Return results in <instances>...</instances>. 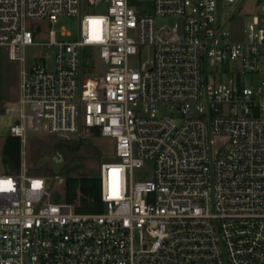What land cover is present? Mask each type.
I'll list each match as a JSON object with an SVG mask.
<instances>
[{
    "label": "built area",
    "instance_id": "1",
    "mask_svg": "<svg viewBox=\"0 0 264 264\" xmlns=\"http://www.w3.org/2000/svg\"><path fill=\"white\" fill-rule=\"evenodd\" d=\"M61 16L78 32L39 41ZM32 45L47 51L27 65ZM0 48L20 63L3 110L21 143L0 168V264H264V0H0ZM80 127L114 153L98 212L54 201L59 174L24 148L27 129Z\"/></svg>",
    "mask_w": 264,
    "mask_h": 264
},
{
    "label": "rangeland",
    "instance_id": "2",
    "mask_svg": "<svg viewBox=\"0 0 264 264\" xmlns=\"http://www.w3.org/2000/svg\"><path fill=\"white\" fill-rule=\"evenodd\" d=\"M223 10L224 12L228 11L226 7H223ZM87 11H98V9L88 8ZM244 19L248 20L247 17H244ZM239 20V17H236L228 25L233 31V37L237 36L236 28L238 26L237 23ZM78 21L79 17L61 16L54 25H50L45 22V32L39 34L38 40L45 41L48 39L47 30L49 28L54 30L57 39H69L70 37L60 36L61 28L65 27L69 29L72 32V35H74L78 32ZM46 51L47 48H45V46H27L25 48L27 65L34 61V58L39 57L40 55H45ZM94 51L97 55V49L94 48ZM97 62V67L99 70L103 67V64L98 59ZM19 69V61L10 59L6 49L0 48V147L4 137L6 136V126L12 123L11 117L4 113L3 104L9 100L16 104L15 98L17 96L19 84ZM79 130L81 132L79 136H77V134L68 136L69 139L75 138L73 141L69 142V139L66 137L47 135L27 129L26 144L24 148L29 165L34 166L39 157L50 150L54 139L65 140L71 144V147L65 149L63 152L65 163L61 169V171H65L71 175L81 176L85 175V173H96L101 162L114 159V153L110 139L95 135L93 134L92 130L81 131V127ZM77 140H79V144L76 148H74L73 145ZM50 170L51 169L49 165L44 164L40 166L37 172L46 174L47 177L52 178ZM60 172L58 173L60 177L59 181L52 183L54 201H61L63 199L65 174ZM132 178L134 181L151 179V162H147L146 165L141 169H135L132 173Z\"/></svg>",
    "mask_w": 264,
    "mask_h": 264
},
{
    "label": "trees",
    "instance_id": "3",
    "mask_svg": "<svg viewBox=\"0 0 264 264\" xmlns=\"http://www.w3.org/2000/svg\"><path fill=\"white\" fill-rule=\"evenodd\" d=\"M93 134L99 135L96 129ZM76 143V142H75ZM21 143L18 136L6 135L0 147V164L3 172H16L20 164ZM42 156V155H41ZM40 156V157H41ZM39 157V158H40ZM30 170L37 172L36 163L29 165ZM51 171V170H50ZM63 200L72 204L77 212H98L102 209L99 190L98 171L81 176L71 175L65 171Z\"/></svg>",
    "mask_w": 264,
    "mask_h": 264
},
{
    "label": "water",
    "instance_id": "4",
    "mask_svg": "<svg viewBox=\"0 0 264 264\" xmlns=\"http://www.w3.org/2000/svg\"><path fill=\"white\" fill-rule=\"evenodd\" d=\"M78 144H79V140L76 141L73 147L76 148ZM56 145L57 143L53 146L54 154L52 156L43 155L37 160L36 162L37 168H39L44 164H48L53 173L58 174L61 171L65 163L64 156L61 153V151L64 149L65 143H62L58 149L56 148Z\"/></svg>",
    "mask_w": 264,
    "mask_h": 264
},
{
    "label": "flooded vegetation",
    "instance_id": "5",
    "mask_svg": "<svg viewBox=\"0 0 264 264\" xmlns=\"http://www.w3.org/2000/svg\"><path fill=\"white\" fill-rule=\"evenodd\" d=\"M56 145V148L58 149L60 147V145L62 143H65L64 145V149L61 151V153L63 154L64 150L65 149H68L69 147H71V144H69V142L65 141V140H61V139H54L52 144H51V147H50V150L47 152V153H44L43 155H48V156H52L54 154V150H53V146ZM42 155V156H43Z\"/></svg>",
    "mask_w": 264,
    "mask_h": 264
},
{
    "label": "snow or ice",
    "instance_id": "6",
    "mask_svg": "<svg viewBox=\"0 0 264 264\" xmlns=\"http://www.w3.org/2000/svg\"><path fill=\"white\" fill-rule=\"evenodd\" d=\"M34 186H38V182L36 184H34Z\"/></svg>",
    "mask_w": 264,
    "mask_h": 264
}]
</instances>
